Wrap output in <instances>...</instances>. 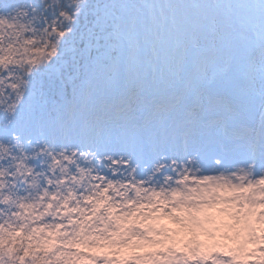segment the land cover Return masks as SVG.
Returning a JSON list of instances; mask_svg holds the SVG:
<instances>
[{"label": "snow or ice", "instance_id": "6c2138e0", "mask_svg": "<svg viewBox=\"0 0 264 264\" xmlns=\"http://www.w3.org/2000/svg\"><path fill=\"white\" fill-rule=\"evenodd\" d=\"M5 94L0 264H25L42 219L95 216L204 181L264 185V0H0ZM53 179L78 188L53 191ZM31 188L43 189L38 199ZM247 203L163 208L143 231L118 223L89 258L264 259V235H249L264 202ZM206 224L221 235L201 244Z\"/></svg>", "mask_w": 264, "mask_h": 264}, {"label": "rangeland", "instance_id": "374dc122", "mask_svg": "<svg viewBox=\"0 0 264 264\" xmlns=\"http://www.w3.org/2000/svg\"><path fill=\"white\" fill-rule=\"evenodd\" d=\"M201 184H212L215 187L212 198L209 203H218L216 200L217 195H223V206L230 209L237 210L239 205L243 204L246 199L244 198V188L246 183L233 180L230 183L218 181H204L202 183H196L188 188L179 190L176 194L171 192L162 193L160 196H153L151 193L142 194L143 207L140 203L136 205H129L125 201L124 206L121 207L119 204H113L112 209L108 210L105 206V210L99 212L95 216L90 214H80V213H70L71 222L65 223L70 230L68 232V243L73 246L78 247L74 254L80 256L84 254L83 246L93 247L97 242L98 237H104L106 235H111L112 231L119 224H132L135 228L144 229V225L150 221L147 219L151 214L155 213L157 210L167 208L169 211L174 209L178 210H194L195 206L200 205L198 200V195L201 193ZM203 190V189H202ZM197 198V200H196ZM163 202V203H162ZM259 206L257 204V210ZM67 214V213H65ZM175 215H179L180 212H174ZM227 223V221H226ZM207 231L199 232L196 239L201 244H207L215 239H218L221 235L220 231L214 230L215 226L212 224L204 225ZM143 227V228H142ZM260 227V231L258 229ZM145 235H147L145 233ZM249 235L259 236L264 235V221H258L251 226L249 230ZM129 239H139V236L135 233H129ZM151 238V237H149ZM164 253V252H162ZM166 254L163 259H159L158 256H152L150 258H145L150 261V264H184V259L180 258V255L174 253ZM200 253H197L199 256ZM226 255L225 253H220V256ZM187 258V257H186ZM146 260V262H147ZM206 260H211L217 264H224V261L219 258H214L211 253L200 259L202 264ZM243 264H264V259L251 258L248 261H244Z\"/></svg>", "mask_w": 264, "mask_h": 264}, {"label": "trees", "instance_id": "16d2710c", "mask_svg": "<svg viewBox=\"0 0 264 264\" xmlns=\"http://www.w3.org/2000/svg\"><path fill=\"white\" fill-rule=\"evenodd\" d=\"M69 214H65L63 219L59 216L54 219H42L39 225L42 230L32 236L34 241L32 244L33 254L26 259L25 264H95V260L90 259L88 255L93 247L83 246L84 254L78 256L74 254L78 247L68 243L70 229L65 226V223L69 221ZM58 225L63 226L58 227ZM50 233L57 235L55 236V246L48 250L44 247V242L53 239ZM146 260L145 258L137 259L134 264H150V261L147 260L146 262Z\"/></svg>", "mask_w": 264, "mask_h": 264}, {"label": "clouds", "instance_id": "9594fccd", "mask_svg": "<svg viewBox=\"0 0 264 264\" xmlns=\"http://www.w3.org/2000/svg\"><path fill=\"white\" fill-rule=\"evenodd\" d=\"M12 102H13L12 100L8 99V94H5L3 97H0V112H5V113L8 112L9 106L12 104ZM61 179H63V177H61ZM52 188H53V191H61V190L67 191L69 188H78V186L72 184L71 182L62 183L59 186H57L55 179H53ZM42 192H43V189H40L39 191H37L36 188H31L30 192L26 194L31 195L33 199H38L40 195L42 194ZM51 203L53 205V209L51 211H54L57 206L61 205L60 200L51 201ZM44 210L48 211L46 208Z\"/></svg>", "mask_w": 264, "mask_h": 264}, {"label": "bare ground", "instance_id": "6f19581e", "mask_svg": "<svg viewBox=\"0 0 264 264\" xmlns=\"http://www.w3.org/2000/svg\"><path fill=\"white\" fill-rule=\"evenodd\" d=\"M200 187H201V190H200L201 193L198 195V200L200 201L199 204L209 203V201L212 198V193H213L216 186H214L212 184H201ZM223 195L221 197H223ZM196 200H197V198H196Z\"/></svg>", "mask_w": 264, "mask_h": 264}, {"label": "water", "instance_id": "95a60500", "mask_svg": "<svg viewBox=\"0 0 264 264\" xmlns=\"http://www.w3.org/2000/svg\"><path fill=\"white\" fill-rule=\"evenodd\" d=\"M204 264H215V263H213V262H211V261H206Z\"/></svg>", "mask_w": 264, "mask_h": 264}]
</instances>
